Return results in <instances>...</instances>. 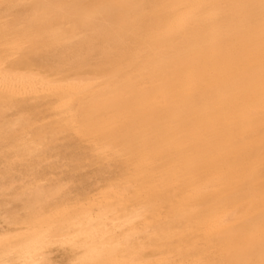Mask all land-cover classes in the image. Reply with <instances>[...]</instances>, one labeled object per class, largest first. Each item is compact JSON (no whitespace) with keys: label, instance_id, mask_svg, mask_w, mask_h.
Instances as JSON below:
<instances>
[{"label":"bare ground","instance_id":"1","mask_svg":"<svg viewBox=\"0 0 264 264\" xmlns=\"http://www.w3.org/2000/svg\"><path fill=\"white\" fill-rule=\"evenodd\" d=\"M0 264H264V0H0Z\"/></svg>","mask_w":264,"mask_h":264}]
</instances>
